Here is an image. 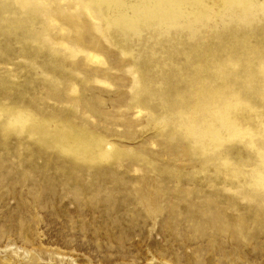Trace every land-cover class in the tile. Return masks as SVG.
I'll list each match as a JSON object with an SVG mask.
<instances>
[{
	"label": "rangeland",
	"instance_id": "1",
	"mask_svg": "<svg viewBox=\"0 0 264 264\" xmlns=\"http://www.w3.org/2000/svg\"><path fill=\"white\" fill-rule=\"evenodd\" d=\"M0 264H264V0H0Z\"/></svg>",
	"mask_w": 264,
	"mask_h": 264
}]
</instances>
